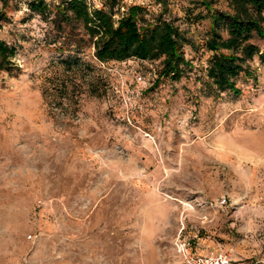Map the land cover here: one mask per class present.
I'll use <instances>...</instances> for the list:
<instances>
[{
	"label": "rangeland",
	"instance_id": "374dc122",
	"mask_svg": "<svg viewBox=\"0 0 264 264\" xmlns=\"http://www.w3.org/2000/svg\"><path fill=\"white\" fill-rule=\"evenodd\" d=\"M31 1L0 0V40L15 46L17 66L0 70V264H185L173 247L179 234L199 252L262 264L264 39H251L256 79L241 74L239 94L215 96L204 2L227 10L229 0L114 7V19L136 4L141 23L163 16L183 32L190 66L158 82L161 60L102 63L88 42L77 43L78 26L53 31V13L33 12ZM76 44L105 92L69 73L67 97L59 96L54 62Z\"/></svg>",
	"mask_w": 264,
	"mask_h": 264
},
{
	"label": "trees",
	"instance_id": "16d2710c",
	"mask_svg": "<svg viewBox=\"0 0 264 264\" xmlns=\"http://www.w3.org/2000/svg\"><path fill=\"white\" fill-rule=\"evenodd\" d=\"M122 0H107L101 7H95L88 0H58L49 5L45 0H33L30 8L50 18L52 30L69 33L79 27L75 36H81L78 44L88 42L94 49L95 58L102 62L138 60H161L158 82L161 78L178 80L190 66L184 55L187 40L173 21L158 16L153 21L140 22L144 13L141 5H130L114 19L113 9L121 7ZM160 3L162 0H154ZM209 11L210 28L205 48L211 52L207 67L208 85L213 94L230 91L239 94L236 78L243 74L256 79L250 67V61L260 53L258 46L251 42L254 36L264 39V0H229L228 9L213 8L204 2ZM5 15L0 12V29ZM76 44L70 54L60 58L54 64L61 74L59 96L65 98L68 84L66 74H74L87 80L88 89L95 94L105 92L106 83L95 66L79 56L82 51ZM64 42L58 49L64 51ZM16 53L13 45L0 40V70L11 72L16 69L12 58ZM67 97V96H66ZM71 99V98H68Z\"/></svg>",
	"mask_w": 264,
	"mask_h": 264
},
{
	"label": "built area",
	"instance_id": "2783aa9c",
	"mask_svg": "<svg viewBox=\"0 0 264 264\" xmlns=\"http://www.w3.org/2000/svg\"><path fill=\"white\" fill-rule=\"evenodd\" d=\"M137 79L141 81L142 77L138 76ZM217 204L220 207L225 206L226 199L221 198L218 200ZM173 247L185 264H244L242 261L231 258L228 254L219 249L199 252L193 241L182 234H179L175 238ZM260 262L264 264V253L260 258Z\"/></svg>",
	"mask_w": 264,
	"mask_h": 264
}]
</instances>
